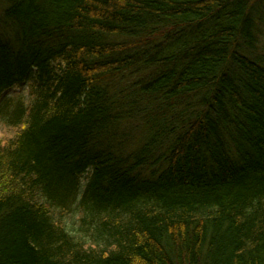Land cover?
<instances>
[{"label":"trees","instance_id":"1","mask_svg":"<svg viewBox=\"0 0 264 264\" xmlns=\"http://www.w3.org/2000/svg\"><path fill=\"white\" fill-rule=\"evenodd\" d=\"M253 1H3L0 264H264Z\"/></svg>","mask_w":264,"mask_h":264},{"label":"rangeland","instance_id":"2","mask_svg":"<svg viewBox=\"0 0 264 264\" xmlns=\"http://www.w3.org/2000/svg\"><path fill=\"white\" fill-rule=\"evenodd\" d=\"M3 1L0 0V14L3 5ZM254 6L253 12L255 15V26L253 30V50L255 53L264 52V0H254L252 3ZM2 7V8H1ZM32 83L27 82L22 86L15 87L8 92L4 93L0 97V138L7 135V133L11 132L10 130V121L13 118V115L16 109L20 107H27L32 101ZM10 137L9 135L6 136ZM87 180L83 179L82 185H86ZM79 215L74 216V218H67L69 224H76Z\"/></svg>","mask_w":264,"mask_h":264}]
</instances>
